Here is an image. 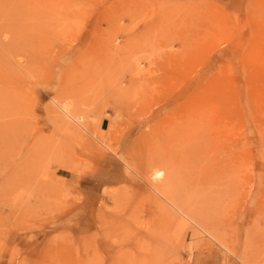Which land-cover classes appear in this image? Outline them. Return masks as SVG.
Segmentation results:
<instances>
[{
	"label": "rangeland",
	"instance_id": "1",
	"mask_svg": "<svg viewBox=\"0 0 264 264\" xmlns=\"http://www.w3.org/2000/svg\"><path fill=\"white\" fill-rule=\"evenodd\" d=\"M0 264H264V0H0Z\"/></svg>",
	"mask_w": 264,
	"mask_h": 264
},
{
	"label": "bare ground",
	"instance_id": "2",
	"mask_svg": "<svg viewBox=\"0 0 264 264\" xmlns=\"http://www.w3.org/2000/svg\"><path fill=\"white\" fill-rule=\"evenodd\" d=\"M65 108V107H64ZM64 112H65V114L67 115V116H70L71 117V114L68 112V109L67 110H63ZM191 116V115H190ZM72 118V117H71ZM191 118H192V116H191ZM195 131H196V128L194 129ZM194 130H193V132H194ZM197 132V131H196ZM157 177V176H156Z\"/></svg>",
	"mask_w": 264,
	"mask_h": 264
},
{
	"label": "crops",
	"instance_id": "3",
	"mask_svg": "<svg viewBox=\"0 0 264 264\" xmlns=\"http://www.w3.org/2000/svg\"><path fill=\"white\" fill-rule=\"evenodd\" d=\"M108 172H109V171H107V175H108ZM109 175H111V174L109 173ZM112 177H113V178H112ZM110 178H111V179H117V176H115V175L112 176V175H111Z\"/></svg>",
	"mask_w": 264,
	"mask_h": 264
}]
</instances>
